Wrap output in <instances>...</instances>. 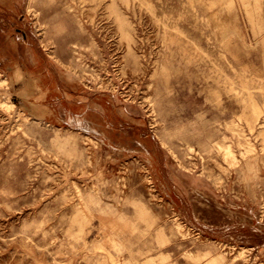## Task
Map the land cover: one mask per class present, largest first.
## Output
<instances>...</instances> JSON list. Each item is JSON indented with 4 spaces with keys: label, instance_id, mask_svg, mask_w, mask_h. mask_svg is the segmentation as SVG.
<instances>
[{
    "label": "rangeland",
    "instance_id": "1",
    "mask_svg": "<svg viewBox=\"0 0 264 264\" xmlns=\"http://www.w3.org/2000/svg\"><path fill=\"white\" fill-rule=\"evenodd\" d=\"M263 159L264 0H0V264H264Z\"/></svg>",
    "mask_w": 264,
    "mask_h": 264
},
{
    "label": "bare ground",
    "instance_id": "2",
    "mask_svg": "<svg viewBox=\"0 0 264 264\" xmlns=\"http://www.w3.org/2000/svg\"><path fill=\"white\" fill-rule=\"evenodd\" d=\"M252 113H253V116H256L257 115V113H258V110H257V108L255 107V105L254 104H252ZM202 142V141H201ZM264 160V159H263Z\"/></svg>",
    "mask_w": 264,
    "mask_h": 264
}]
</instances>
